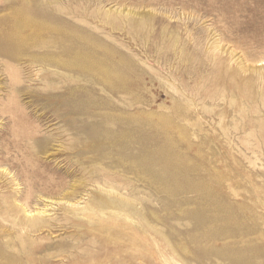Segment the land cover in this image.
<instances>
[{
  "label": "rangeland",
  "instance_id": "374dc122",
  "mask_svg": "<svg viewBox=\"0 0 264 264\" xmlns=\"http://www.w3.org/2000/svg\"><path fill=\"white\" fill-rule=\"evenodd\" d=\"M0 252L264 264V0H0Z\"/></svg>",
  "mask_w": 264,
  "mask_h": 264
},
{
  "label": "bare ground",
  "instance_id": "6f19581e",
  "mask_svg": "<svg viewBox=\"0 0 264 264\" xmlns=\"http://www.w3.org/2000/svg\"><path fill=\"white\" fill-rule=\"evenodd\" d=\"M108 188L113 189L112 187H108ZM13 201L15 203L13 205L10 204L11 210L13 211V217L15 219L19 220L20 226L22 229H27V230L31 231V233H34V232L37 233L40 230H43L44 227H49V225H52L54 223L53 220H57V219L50 217L46 214L47 209L31 210L27 207L25 202H22L21 200H16L15 198ZM94 204H96V203H94ZM66 207H68L71 210L72 216L75 220H79V221H83V222H89L88 224H93L94 222H97L98 220L99 221L103 220L101 215L105 213V212H103V210H100L97 207V205H96V207L98 209L97 211L94 210V208H91L89 206L86 208L78 207L77 204H75V203H69ZM81 210H83L85 212L89 211V213L87 212V214L85 213L82 216L83 219L80 218ZM96 214H98V217H95ZM110 215H112V214L110 213ZM85 216H86V218H85ZM84 218H85V220H84ZM116 218L117 217L113 216V217H111L110 221H107V222L115 223L114 221L116 220ZM90 222H92V223H90ZM107 245H108V248H110L109 244H107ZM109 252L115 253L113 248L109 249ZM105 262H107V260H105Z\"/></svg>",
  "mask_w": 264,
  "mask_h": 264
}]
</instances>
